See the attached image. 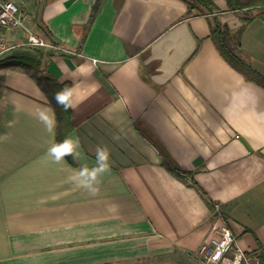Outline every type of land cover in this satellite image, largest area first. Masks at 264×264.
Here are the masks:
<instances>
[{"label": "crops", "instance_id": "crops-1", "mask_svg": "<svg viewBox=\"0 0 264 264\" xmlns=\"http://www.w3.org/2000/svg\"><path fill=\"white\" fill-rule=\"evenodd\" d=\"M94 2L25 0L40 32L30 28L52 44L39 48L48 70L70 82L76 164L47 155L55 116L49 132L36 81L0 68V264H201L219 224L212 201L238 245L264 254V87L222 57L208 17L184 1L102 0L85 30ZM213 2L222 24H244ZM240 50L264 74V14L245 23ZM98 147L109 171L93 195L70 177Z\"/></svg>", "mask_w": 264, "mask_h": 264}, {"label": "trees", "instance_id": "trees-1", "mask_svg": "<svg viewBox=\"0 0 264 264\" xmlns=\"http://www.w3.org/2000/svg\"><path fill=\"white\" fill-rule=\"evenodd\" d=\"M187 5V13L193 15H205L211 28V37L222 57L236 70L244 75L248 80H252L258 85L264 87V74L255 69L250 62L243 56L240 50V36L245 23L259 14H264V0H226L228 9L233 11H243L244 24L236 30L230 29L222 24L218 19L220 10L214 4L213 0H182ZM102 0H95L85 30L89 28L95 15L99 11ZM256 11L255 13L248 12ZM85 39V32L80 37L82 45ZM45 54L35 47L17 46L9 50L0 57V68H18L31 78H33L40 89L48 98L55 116V142H60L67 138L68 133L73 128L71 118L72 110L64 111L56 102L57 93H66L70 85L69 81H59L47 68L45 63ZM152 143L158 148L164 159V163L177 175L187 177V172L180 170L176 164L171 162L168 154L162 146L155 140ZM72 164H76L73 156L66 157ZM193 184V183H192ZM197 189V185L193 184Z\"/></svg>", "mask_w": 264, "mask_h": 264}, {"label": "built area", "instance_id": "built-area-1", "mask_svg": "<svg viewBox=\"0 0 264 264\" xmlns=\"http://www.w3.org/2000/svg\"><path fill=\"white\" fill-rule=\"evenodd\" d=\"M25 0H0V57L17 46L44 48L52 46L43 36L27 25L23 6ZM21 32L16 41L15 33ZM12 39V40H10ZM213 218L219 222L214 234L199 248L202 258L209 264H264L260 249H243L237 243L228 219L218 202L212 201Z\"/></svg>", "mask_w": 264, "mask_h": 264}, {"label": "clouds", "instance_id": "clouds-1", "mask_svg": "<svg viewBox=\"0 0 264 264\" xmlns=\"http://www.w3.org/2000/svg\"><path fill=\"white\" fill-rule=\"evenodd\" d=\"M57 104L64 110L75 109L76 105L69 103L70 94L64 92L55 95ZM41 121L44 123L46 129L51 132L54 128V115L50 120L46 115L41 114ZM79 148L78 138L73 141L72 138H65L60 142H55L49 147L47 155L50 156L55 163H59L67 156H73L74 160H79V155L76 154L75 149ZM109 153L106 148L98 147L95 153V164L89 167L86 163H81L78 170L70 177V180L76 183L79 187L87 190L91 194L97 192V185L100 183V177L109 171Z\"/></svg>", "mask_w": 264, "mask_h": 264}, {"label": "rangeland", "instance_id": "rangeland-1", "mask_svg": "<svg viewBox=\"0 0 264 264\" xmlns=\"http://www.w3.org/2000/svg\"><path fill=\"white\" fill-rule=\"evenodd\" d=\"M29 8V7H28ZM28 8H27V6H25V4H24V6H23V9H24V12H25V14H26V16L28 17V15L30 14V11L28 10ZM256 11H250V12H248V14H250V13H255ZM27 25L29 26V27H31V28H33V29H35L37 32H40V28L39 27H36V26H34L33 25V22H27ZM32 29V30H33ZM20 32H17V33H15V37H13V40L14 41H16V40H18V39H22V37H19L20 35ZM10 40H12V39H10ZM198 263H201V264H204V263H206V264H209V263H207L203 258H202V256H200V259H199V261H197Z\"/></svg>", "mask_w": 264, "mask_h": 264}]
</instances>
